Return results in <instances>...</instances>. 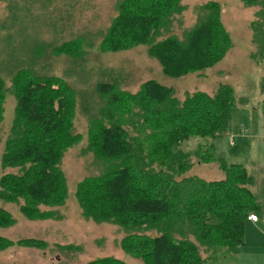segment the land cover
Returning a JSON list of instances; mask_svg holds the SVG:
<instances>
[{
  "label": "trees",
  "instance_id": "16d2710c",
  "mask_svg": "<svg viewBox=\"0 0 264 264\" xmlns=\"http://www.w3.org/2000/svg\"><path fill=\"white\" fill-rule=\"evenodd\" d=\"M1 1L6 2L5 10L12 7V0ZM240 1L256 9L249 23L255 45L251 58L263 68L264 107V0ZM114 8L99 50L146 45L148 56L167 76L212 67L232 47L215 0L193 6L190 26H183L188 6L181 0H116ZM77 45L79 40L72 39L52 50L77 59L82 56ZM10 81L16 104L0 162L16 171L0 176V199L16 203L30 220H60L59 207L68 197L62 161L84 136L74 128L80 98L63 78L39 76L27 68L18 69ZM92 93L91 104L86 105L85 98L80 103L87 121L84 151L100 169L76 186L85 219L117 225L123 234L121 249L142 264H210L215 248L231 251L246 245L248 215L264 220V188L254 192V177L244 165L220 155L213 141H201L192 150L181 147L191 138L214 140L230 132L236 103L229 84L218 85L213 94L194 91L179 98L173 88L154 79L143 81L134 92L111 80L97 82ZM5 96L0 77V123ZM194 160L217 163L224 177H182ZM13 224L10 212L0 206V227ZM15 244L46 247L41 239L0 236V251ZM87 264L127 263L103 256Z\"/></svg>",
  "mask_w": 264,
  "mask_h": 264
},
{
  "label": "rangeland",
  "instance_id": "374dc122",
  "mask_svg": "<svg viewBox=\"0 0 264 264\" xmlns=\"http://www.w3.org/2000/svg\"><path fill=\"white\" fill-rule=\"evenodd\" d=\"M207 1L181 0L188 6L183 26H190L193 6ZM215 1L220 4L221 21L229 32L232 47L214 66L180 77L165 75L158 61L148 56L146 45L121 51L99 50L102 34L115 15L116 0H12L8 10H5L6 2H0V77L4 79L6 89L0 123V159L16 104L9 91L10 79L21 68L39 76L54 75L68 81L80 98L74 128L84 135L79 143L66 151L62 161L68 189L65 205L59 207L62 219L30 220L16 203L0 199V206L14 219L13 225L0 227V236L14 241L35 238L46 242L44 249L15 244L0 251V264H87L103 256H114L127 264H142L141 260L121 249L119 242L123 234L118 231L119 227L85 219L75 197L77 183L86 176L98 174L100 169L92 154L84 151L87 121L80 109L81 99L87 100L86 105L95 100L92 91L100 81H118L123 89L134 92L143 81L154 79L173 88L179 98L194 91L213 94L218 85L229 84L236 103L231 110L230 132L214 140L191 138L181 147L192 150L201 141H213L220 155L229 162L244 165L254 177V192L263 190L264 107L260 92L263 68L251 58L255 45L249 27L256 9L245 7L240 0ZM175 32H180L179 27ZM72 39L79 40L77 49L81 50V57L76 59L53 53L52 46ZM232 135L234 145L228 142ZM14 171L15 168H3L0 162V176ZM187 176L210 181L222 179L224 173L215 162L202 164L194 160L191 168L182 175ZM257 225L250 232L249 223L251 237L246 245L231 251L215 248L209 263L264 264V220Z\"/></svg>",
  "mask_w": 264,
  "mask_h": 264
},
{
  "label": "crops",
  "instance_id": "0c3cea01",
  "mask_svg": "<svg viewBox=\"0 0 264 264\" xmlns=\"http://www.w3.org/2000/svg\"><path fill=\"white\" fill-rule=\"evenodd\" d=\"M259 221H260V220H259ZM259 221H258V219H257V221H249V220H248V221L246 222V224H245V241H246V243H248V237H251V236H249V235H251V234H250V232L252 231L251 228H257V227H258L257 223H258ZM249 223H251V227H250V232L248 233Z\"/></svg>",
  "mask_w": 264,
  "mask_h": 264
},
{
  "label": "built area",
  "instance_id": "2783aa9c",
  "mask_svg": "<svg viewBox=\"0 0 264 264\" xmlns=\"http://www.w3.org/2000/svg\"><path fill=\"white\" fill-rule=\"evenodd\" d=\"M228 142H229L231 145H234V143H235V137H234L233 135L230 136V137L228 138ZM247 219L250 220V221H257V216L254 215V214H250V215H248Z\"/></svg>",
  "mask_w": 264,
  "mask_h": 264
}]
</instances>
